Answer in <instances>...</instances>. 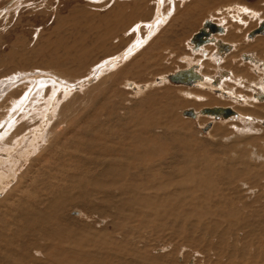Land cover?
Returning <instances> with one entry per match:
<instances>
[{
	"label": "bare ground",
	"instance_id": "1",
	"mask_svg": "<svg viewBox=\"0 0 264 264\" xmlns=\"http://www.w3.org/2000/svg\"><path fill=\"white\" fill-rule=\"evenodd\" d=\"M139 2L142 4L146 1L139 0ZM226 9L228 11H237V13L241 12L243 14V23H246V20H244L246 16L250 18H257L259 16L258 12L236 3L228 7L223 6L220 9L221 13L220 10L216 12H218V14H228L229 18V12L225 13L226 11H223ZM157 11L160 15L161 12L159 10ZM165 16H167V14ZM240 17L241 16L235 19L239 20ZM220 19H217L216 22L210 19L203 22L200 30H204L206 35L203 36V41L201 43H197V39H195V34L200 30L192 34L189 40L193 45L190 46L189 44V47L194 50L197 49L199 53L204 44H210V42L216 44L214 47L218 49V52L214 51V55L212 54V56L218 54L219 56L217 58L213 57L214 62H220V57L224 56V51L226 49L231 50L234 47L233 44L225 42L229 41L227 37L226 40H222L223 38L221 39L220 36L218 37L215 35L216 33L225 32V19ZM263 19V16L258 17L257 20L259 21L257 23L259 24ZM208 23H212L214 28L210 29ZM149 26L150 31L148 34L141 38V40L136 39L131 43L133 45L132 47L136 48L138 45L142 46L148 41L147 38L150 33L154 31V34L156 33V26ZM260 26H263L261 31L263 32L264 23H261L258 27ZM110 28L113 29L112 27ZM110 28L102 35L106 36L113 34V30L110 32ZM257 28L251 30L249 34L253 36L251 32ZM116 29L118 30V28ZM257 34H259V32ZM255 42L254 40V43L249 46H252ZM130 51L127 50L125 53L128 54ZM260 51L257 50L255 52L260 58L253 53H251V55L249 54L250 56H245L253 61L250 63L247 62L245 65L243 64L246 69H241V66L235 67V65L229 70H227V68L226 70L222 69L219 66L215 68V72L223 75L218 78L220 80L228 78L229 75L233 76L230 82H235V84H232V87L236 91V96L228 95L229 97H227V99L233 102L235 101L237 104L241 101L240 99H243L242 93L239 91L240 88L238 87L245 86L250 90L245 104L250 106L249 104L251 103V108L244 110V108L239 107L237 104L235 106L237 110L234 109L238 114L233 118L237 119L239 124H237L238 126H231H235L236 128L240 127L239 130L246 125L245 123L240 124L239 121L242 122V120H247L245 116L243 118L241 115L244 113L247 114L248 112L250 113L253 108H261L264 106V103H262L263 101H260V98H263L262 95L264 94V56H262L263 53L261 55ZM243 52L245 51L242 50L240 53ZM122 57V55H115L114 58L109 57L107 60L103 61L104 63L102 66L108 68V66L113 63H117V60L121 62L119 59H122ZM245 57L243 55L244 60L246 59ZM187 68H191L194 73L198 75V78L190 83H174L191 85L196 83L195 81L202 79V75L198 72L199 70L201 72V68L197 69L195 66H189ZM258 69L261 70L257 71ZM245 72H248L249 77H251L247 79V86L244 85V75H247ZM36 73L39 74V72ZM43 74L40 76H47ZM169 75L167 76L168 80L173 82L170 80ZM30 77L34 80L37 78L33 76ZM49 77H51V81L46 78L39 81L38 84H40V91H42L41 87H43L45 83L50 84V91L52 90L51 97L53 98L56 92L55 90L60 85H62L64 89L74 87L86 83L89 81L86 79L90 78L88 77L73 84H68L65 83L66 81H59L57 78L58 76H56L57 82L60 85L55 88L56 83L52 80V76ZM91 79L93 78H90V80ZM206 79V83H209V78L206 77ZM221 82L224 83L223 80H221ZM125 84L136 93H139L144 87L140 84L135 85L127 81H125ZM150 85L154 84L151 83ZM225 85L222 87L224 88ZM211 86L208 88L211 89ZM232 87L229 88L233 89ZM228 91L231 93L232 90ZM183 93H186L188 98L193 96L189 95V92L184 91ZM192 94H194L193 97H195L197 102V105H195L197 107L207 106L208 108H225L233 105L231 101L232 104L221 99L223 96L222 94L225 93L219 94L217 97L211 94L210 96L207 94L203 95L202 93L197 94V92ZM201 96L202 98L206 97V99L201 101ZM21 99V103H19L18 106H21V104L26 101L24 98ZM147 105L149 104L147 103ZM191 106L192 103L190 102V105L188 103L185 107ZM228 108L231 109L232 112L227 115L206 114H210L211 117H227L233 115V109L231 107ZM100 109H104V114L87 113L86 116L83 117L85 122L82 130H79L80 132H74L72 139H68V143L62 144L61 147L54 150V146L60 143L61 135L57 140L55 139L52 142L40 145L43 149L39 147L40 149L38 148V150L36 148L37 152L40 150L42 151L40 156L45 155V157L51 150L53 151H51L46 163L42 162V157L39 156L36 157V163H34V159H32L31 162L34 163V165H36L37 162L40 164H37L35 171H29V173L23 177L24 185L22 188H12L5 198L3 197V199H1L0 264H174L173 260L169 258V256L173 258L171 254L147 256L148 253L143 249L144 247H142L147 246V244L144 243V239H148L145 237L148 230L151 229V231H156L153 233H157V231L159 232L161 230L160 226L162 224H164V226L168 225L166 230L169 231L167 232L169 236H165L169 237L171 243L172 239L174 241L175 239L179 241L181 239V241L183 240L182 242H185L190 247L198 246L204 258L212 252V254L215 255L214 257L218 260V264L220 262L219 260L223 261V258L228 259L230 262L231 258L235 256V259L237 256H240L243 262L244 259L250 258L249 250L245 251L244 249H239V251H236L232 241L227 240V238L228 235H230V231H233L231 229L234 228V231H236L242 229V225L246 224L250 225L251 228L250 230L248 229L249 232L246 234L253 242L257 236L264 237V152L259 154V150L255 149L252 158L259 159V161H256L255 159H251V156L247 154L245 148V144H249V146L252 147L256 145L258 147L259 137L264 136V134L261 135V133V136H257L258 138H251L249 134H247L249 135L248 137H237L238 139H236L234 143H241L239 146L236 144L239 151L235 150L236 155L233 157L228 154L229 157L224 158L219 156V153L216 152L217 146L215 149H209L206 144L202 145L200 143L199 147L202 148L203 152L197 153V148H192V146L187 144L185 141L187 140V135L184 134V136H181L180 133H178L179 130H174V126L172 129L170 121L173 117H169L166 114L176 113L171 111L167 112L171 110L170 105H167V108H164L163 111L162 109H158L156 114L152 112L155 114L153 116L151 114L149 115V113H145L147 111L142 112L139 116L135 114L132 115V112H127L123 114L124 116L122 118L120 116L117 117V115L114 116L115 114L111 112L112 109ZM202 109L203 108L199 111H195L196 113H193L192 110H188L186 114L190 116L199 113L204 114ZM253 111L254 110H252V112ZM144 114L147 116L141 118L140 116ZM230 119L227 118L226 121H230ZM261 119L262 120L258 119L257 122L263 123L264 117ZM8 120L9 119L4 123H7ZM112 121L117 122L115 130H111L113 127L112 125L110 127ZM95 122H98L99 125L93 128L92 124ZM220 125H222V123H220ZM216 126H219L218 123ZM246 127H248V125L245 126V128ZM108 130L110 131L108 132ZM245 130L251 131L249 127ZM229 140H233V138ZM167 142H170L169 149L165 148ZM176 147H181L179 148L180 152H177L178 149ZM224 148L225 147H223V149ZM30 149L33 150L31 147ZM30 149L26 148L25 152ZM218 150H220V148ZM220 152L223 153L221 150ZM172 153L181 160V165L178 167L179 169L172 167L168 168L171 164H176L175 162L171 163V161H173L172 159H177L172 158ZM168 156H171V160L167 163L171 164L167 167V163L163 162V158ZM4 157V155L0 157V167L3 162H7L8 168L2 166L3 169L12 171L14 168L12 165L13 163L8 159L6 160ZM20 157L21 156L18 157V160L21 159ZM261 157L262 162H260ZM158 164H163V167L157 168V170L151 169ZM31 166L32 164H30L27 169L30 170ZM3 169H0V181H3L4 184L9 176H7L8 174H6V171L5 174H1ZM8 173L10 174L9 171ZM5 175L7 179L4 178ZM216 188L220 191L217 192L215 190ZM71 207H80L86 218L76 219L68 217L67 211ZM247 214L250 216L246 219ZM242 218H244V220H241ZM98 219L104 220L105 224L103 226H95L93 220L96 222ZM245 222L247 223L245 224ZM220 225L221 227L218 228ZM204 234H206V241L200 238L205 237ZM155 236L156 235H154V237ZM157 238H159V236H157ZM229 241H231V243L227 246ZM234 243L236 244V242ZM254 248H256L257 251H253L251 256L253 259L251 262H253V264H258L259 262L253 254H258L255 256L259 258L263 256L264 252L260 251L255 244ZM152 251L153 250H151V252ZM206 260V263H210V258H206Z\"/></svg>",
	"mask_w": 264,
	"mask_h": 264
},
{
	"label": "rangeland",
	"instance_id": "2",
	"mask_svg": "<svg viewBox=\"0 0 264 264\" xmlns=\"http://www.w3.org/2000/svg\"><path fill=\"white\" fill-rule=\"evenodd\" d=\"M145 1V3L141 4L139 0H0V128L3 129H0V157L4 155V158L13 163L12 165L14 167L12 170L13 172L8 169L10 172L9 174L8 171H6L7 169H3V167L8 168L7 162L1 164L3 167L1 166L2 168L0 167V169H3L2 171L4 172L1 174H5L6 171L9 178L7 179L5 175L4 178L7 179L5 180L6 183L3 184V181H0V201L3 197H6L12 188H22L24 185L23 177L29 173V171H35L37 164H40L37 162V164L34 165L37 156L42 157L41 161L46 163L53 150H51L46 157L45 155L40 156L42 151H36L39 147L41 148L40 145L47 144L55 139L57 140L61 135L60 143L54 146V150L61 147L62 144L68 143V139H72L74 132L82 130L85 122L83 117L86 116L87 113L104 114V109L102 110L100 108L112 109L111 112L115 114L114 116L117 115V117L120 116L122 118L124 116L123 114L127 112H132V115L135 114L139 116L142 112L147 111L145 113H149V115L151 114L153 116L158 109H162L163 111L164 108H167V105H170L171 110L167 112L171 111L176 113H170L171 115L166 114L169 117H173L170 121L172 129L175 127L174 130H179L178 133H180L181 136H184V134L187 135V140H185L187 144L192 146V148H197V153L203 152L202 148L199 147L200 143L202 145L206 144L209 149H215L217 146L216 152L219 153V156L224 158H228L229 155L233 157L236 155V151H239L237 145L239 146L241 143H234L239 137H248L251 135V138H258L257 136L264 134V122H257L258 119L262 120L261 118L264 117V106L261 108L256 107L257 109L253 108L250 113L248 112L247 114L244 113L245 115H241V117L243 116L244 118L245 116V119H247L242 120V122L239 121L240 124H246L242 127L243 130H239L240 127L236 128L235 126H231H238L237 124H239L238 120L233 118L235 117L233 115L227 117H211L210 114L206 113L193 114L192 116L186 114L188 110H192L194 113L201 108L207 107L196 106L197 102L195 97H193L194 94H192L196 92L197 94L202 93L208 96L211 94L214 97L225 93L222 94L223 96L221 99L230 104L233 103V105L228 106L233 110H237L235 108L237 104L239 107L244 108V110L251 108V103L249 104L250 106L245 104L248 98V92H250L245 86L238 87L236 85L241 89V91H239L242 93L244 100L240 99L241 101L236 104L235 101L233 102L227 99L230 95L236 96V91L232 90V92L229 88L233 86L230 82V79L233 77L223 79L224 83L218 82L219 84L212 86L206 83L207 79L205 76L191 85L176 84L169 81L167 78L169 74H173L177 70L189 66H195L197 69L201 68V72L203 73H215V68H218V66L225 70L226 68L227 70L232 69L234 65L235 67L241 66V69H246V67H244L245 63L253 61L245 56H250L251 53L258 56L255 53L257 50H262L260 52L261 55L263 53L262 56H264V31L255 36H248L249 32L258 25L257 22L259 20H257V18L261 16L264 17V0ZM234 3L244 5L258 12L259 16L257 18L246 16L244 19L246 23H243V14L241 12L237 13V11L233 10H223L224 12L226 11L225 13L229 12V18L228 14H226V16L224 13L218 14V12H216L223 6L228 7ZM157 10L161 12H159L160 15ZM166 14L167 16H165ZM239 16H241L239 20L235 19ZM223 18L225 19V32H223L225 34L216 33L215 35L218 37L220 36L221 39L223 38L222 40H226L227 37L229 41L225 42L233 44V49H226L224 51V56L220 57V62H214L213 60V57L217 58L219 54L212 56L213 50L216 48L214 47L216 44H212V42H210V44H204L202 47L203 49H200V53L197 49L194 50L192 48L193 52L189 47V44L190 46L192 45L189 42L192 34L200 30L205 20L210 19L216 22L217 19L223 20ZM149 25L156 26V33L154 34L155 31L150 33L147 38L148 41L142 46L138 45L136 48L132 47L133 45L131 43L136 39L141 40V38L148 34L150 31ZM115 27L118 28V30ZM109 28L110 32L113 30V34L106 35L107 37L103 36V33ZM254 40L256 41L255 44L249 46L254 43ZM125 50L131 51L127 54ZM242 50L245 52L240 53ZM115 55L123 56L122 59H119L121 62L117 60V63H113L108 66V68L102 66L104 63L103 61L107 60L109 57L114 58ZM243 55L246 58L245 60L243 59ZM260 70L261 69H258L257 71ZM36 72H39V74ZM245 73H247V75H244ZM245 73L243 74L245 79L244 85L248 83L247 79L251 78L248 72ZM42 74L47 76L41 77ZM30 76L37 78L34 80ZM49 76H52V80L56 83V85L54 84L55 88L60 85L57 82V78L59 81L62 80L61 82L66 81L65 83L68 84H73L88 77L93 79L90 80V78H88L86 80L89 81L81 85H76L74 86L75 88L68 87L64 89L62 85H60L55 90L56 92L53 98L51 97L52 90L50 91V84L45 83L44 86L41 87L42 91H40V84H38L39 81L46 78L51 81V77ZM53 76L55 78L56 76L58 77L55 79ZM125 81L135 85L140 84L144 86L143 90L136 93L132 88L126 86ZM151 83L154 85H150ZM223 85H225V89L222 87ZM210 86L211 89L208 88ZM228 90L231 91V94H229L230 92ZM184 91L189 92V95H193L190 97L192 99L188 98V96H186L187 94L183 93ZM262 96L263 98H260V101L264 103V100H262L264 99V94ZM20 97L24 98L26 101L22 103L21 106H18L22 100ZM200 99L202 101L206 99V97L202 98L201 96ZM186 102H188L189 105L191 102L193 107H185L186 104H188ZM147 103L149 105H147ZM252 110L254 111L252 112ZM144 116L147 115L144 114L140 117L143 118ZM6 118L9 120L7 123H4L7 121ZM227 118H231L230 121H226ZM217 123L219 128L216 126ZM220 123H222V125H220ZM98 125V122L92 124L93 128H96ZM111 125L113 126L111 130H115L117 122L112 121L110 127ZM247 125L251 131L245 130L248 128H245ZM109 131L110 130H108V132ZM230 137H232L233 140H229L232 139ZM258 142V147L256 145L252 147L249 146V144H245L247 154L251 156V159H255L256 161H259V159L252 158L254 155L253 152L255 149L259 150V154L264 152V136L259 137ZM169 146L170 142H167L165 148L169 149ZM30 147L33 148V150L30 149ZM223 147L225 148L223 149ZM26 148L30 150L25 152ZM176 148L178 149L177 152H180L179 148L181 147ZM219 148L223 153L218 150ZM19 156H21V159L18 160ZM172 158H177L171 161V163L175 162V165L167 163L171 160V156L164 157L163 162L167 163V167L171 164L168 168L172 167L177 169L181 165V160L173 153ZM32 159H34V163L31 162ZM260 162H262V157L260 158ZM30 164H32V166L30 170H28L27 167ZM163 164H158L151 169L157 170V168H162ZM215 190L217 192L220 191L217 188ZM67 215L70 218L76 219L86 218L80 207L69 208ZM246 216L247 219L250 215L247 214ZM241 220H244V218ZM94 223L95 226H103L105 221L98 219L96 222L93 220V224ZM246 223L247 222H245V224ZM221 225L218 228H220ZM160 228V234L158 231L157 233H153L156 231H151L150 229L145 234V237L148 239L146 240L143 237L144 243L147 244V246L142 247H144L143 249L148 253L147 256L171 254L173 258L170 256L169 258L173 260L174 264H218V260L214 257L215 255L212 254V252L204 258L198 246L190 247L185 242H182L183 240L181 241V239L180 241L178 239H175V241L172 239L171 243L169 237H166L169 236V234H167L169 231L166 230L168 225L164 226V224H162ZM248 229L250 230L251 228L250 225L247 224L242 225V229L236 231H234V228L231 229L234 232L230 231L227 240L232 241L236 251H239V249H244L245 251L249 250V260L244 259V263L240 256H237L236 259L235 256L231 258V262L223 258V261L219 260V264H221V262L222 264H253V262H251L253 259L251 256L253 251H257L256 248H254V244L260 251L264 252V237L257 236L253 242L252 239L247 236L249 232ZM152 233L156 236L154 237ZM157 236H159V238H157ZM204 236L205 237L200 238L206 241V234H204ZM231 241L228 242L227 246H229ZM233 241L236 242V244ZM151 250L153 251L151 252ZM253 255L259 262L258 264H264V254L262 257H259L260 259L256 257L258 254ZM206 258H210V263H206Z\"/></svg>",
	"mask_w": 264,
	"mask_h": 264
},
{
	"label": "water",
	"instance_id": "3",
	"mask_svg": "<svg viewBox=\"0 0 264 264\" xmlns=\"http://www.w3.org/2000/svg\"><path fill=\"white\" fill-rule=\"evenodd\" d=\"M208 27L210 29H213L214 26L212 23H208ZM263 29V26L258 27L256 30H254L253 34L255 33H260ZM206 35V32L204 30H200L199 32H197L195 34V39H197V43H201L203 41V36ZM170 80H172L173 82H183V83H190L193 80H195L196 78H198V75L194 73V71L191 68H186V69H181L176 71L173 74L169 75ZM203 113H210V114H214V115H227L229 113H231V109H229L228 107L222 108V107H212V108H208L205 107L202 109Z\"/></svg>",
	"mask_w": 264,
	"mask_h": 264
},
{
	"label": "crops",
	"instance_id": "4",
	"mask_svg": "<svg viewBox=\"0 0 264 264\" xmlns=\"http://www.w3.org/2000/svg\"><path fill=\"white\" fill-rule=\"evenodd\" d=\"M253 27V26H252ZM203 49V48H202ZM216 50L218 51V49L216 48ZM215 49L213 50V53H214V51H216ZM245 67V66H244ZM244 69V68H243ZM199 73H200V75H202V77L204 76V75H206L205 77H207V78H209V83L211 84V85H217L218 84V82H221V80H223V79H218V78H220V77H222L223 75H221V73H217V72H215V73H211V75H210V73H203V72H200V70H199ZM215 76V77H214ZM229 77H233V76H230L229 75ZM228 77V78H229ZM211 78V79H210ZM240 80V79H239ZM211 81V82H210ZM215 82V83H214ZM217 82V83H216ZM232 84H234V82L232 83ZM231 89V88H230ZM231 90H234V89H231ZM240 90V89H239ZM241 91V90H240ZM231 94V93H230Z\"/></svg>",
	"mask_w": 264,
	"mask_h": 264
},
{
	"label": "flooded vegetation",
	"instance_id": "5",
	"mask_svg": "<svg viewBox=\"0 0 264 264\" xmlns=\"http://www.w3.org/2000/svg\"><path fill=\"white\" fill-rule=\"evenodd\" d=\"M261 23H264V19L258 24V26L261 24ZM257 26V27H258ZM257 27H255V28H257ZM250 33V32H249ZM254 35H257V33L256 34H253V36ZM248 36H252V35H250V34H248ZM203 78V77H202ZM234 111V110H233ZM237 113L234 111V114H233V116H235ZM209 126H210V124H209Z\"/></svg>",
	"mask_w": 264,
	"mask_h": 264
}]
</instances>
